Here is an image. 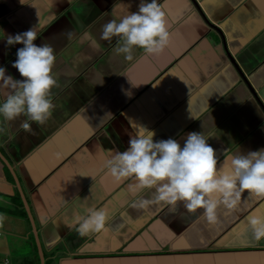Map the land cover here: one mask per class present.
<instances>
[{"label":"crops","instance_id":"crops-1","mask_svg":"<svg viewBox=\"0 0 264 264\" xmlns=\"http://www.w3.org/2000/svg\"><path fill=\"white\" fill-rule=\"evenodd\" d=\"M138 3L0 0V29L36 28L34 43L54 48L59 85L52 117L32 123L33 132L20 127L24 118L0 117V264H264V242L247 222L264 215V201L245 200L228 215L221 207L209 225L202 209L182 203L132 208L127 182L105 168L108 150L124 151L140 127L181 146L191 131L212 134L218 166L264 147V0H161L168 47L158 56L134 48L129 60L117 39L99 35ZM21 46L6 50L0 40V65L17 79L11 63ZM6 94L0 89V99ZM105 112L112 119L101 123ZM85 197L110 221L82 238L68 225Z\"/></svg>","mask_w":264,"mask_h":264},{"label":"clouds","instance_id":"clouds-1","mask_svg":"<svg viewBox=\"0 0 264 264\" xmlns=\"http://www.w3.org/2000/svg\"><path fill=\"white\" fill-rule=\"evenodd\" d=\"M170 28L161 0H139L136 11L103 24L99 39L109 43L117 39V52L126 54L129 60L134 48L158 56L170 43ZM38 35L36 28L16 34L0 29L6 50L22 45L16 48L11 63L22 79L14 78L5 65H0V89L7 93L0 99V117L7 122L24 118L20 127L30 133L32 123L44 125L52 117L56 108L53 89L59 86L53 73L55 50L50 44L34 43ZM122 91L132 95L130 89ZM105 119L110 121L112 114L105 112L101 123ZM211 135L191 131L181 146L173 138L154 140V131L140 127L124 151L108 150L106 172L119 184L127 182L132 208L174 210L182 203L189 213L202 209L200 214L207 224L216 225L219 208L228 215L239 211L245 200L264 201V147L230 154L227 163L218 166L216 151L207 143ZM80 200L84 202L76 206L68 227L82 238L106 231L108 209L88 204L87 197ZM247 222L253 239L264 242V215L250 214Z\"/></svg>","mask_w":264,"mask_h":264},{"label":"built area","instance_id":"built-area-1","mask_svg":"<svg viewBox=\"0 0 264 264\" xmlns=\"http://www.w3.org/2000/svg\"><path fill=\"white\" fill-rule=\"evenodd\" d=\"M5 261H7V259H5Z\"/></svg>","mask_w":264,"mask_h":264}]
</instances>
